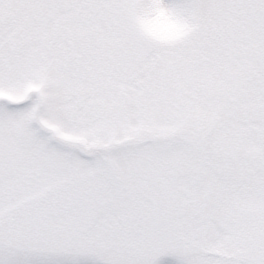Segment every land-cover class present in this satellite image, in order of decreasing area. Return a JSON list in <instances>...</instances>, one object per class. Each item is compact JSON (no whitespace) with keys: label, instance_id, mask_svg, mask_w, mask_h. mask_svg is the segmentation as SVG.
I'll list each match as a JSON object with an SVG mask.
<instances>
[{"label":"snow or ice","instance_id":"1","mask_svg":"<svg viewBox=\"0 0 264 264\" xmlns=\"http://www.w3.org/2000/svg\"><path fill=\"white\" fill-rule=\"evenodd\" d=\"M0 264H264V0H0Z\"/></svg>","mask_w":264,"mask_h":264}]
</instances>
